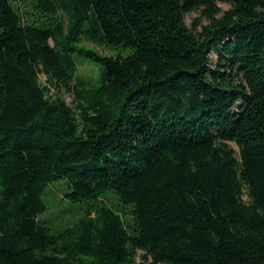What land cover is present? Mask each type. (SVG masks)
<instances>
[{"label": "trees", "instance_id": "trees-1", "mask_svg": "<svg viewBox=\"0 0 264 264\" xmlns=\"http://www.w3.org/2000/svg\"><path fill=\"white\" fill-rule=\"evenodd\" d=\"M0 186V264H264V0H0Z\"/></svg>", "mask_w": 264, "mask_h": 264}, {"label": "rangeland", "instance_id": "rangeland-1", "mask_svg": "<svg viewBox=\"0 0 264 264\" xmlns=\"http://www.w3.org/2000/svg\"><path fill=\"white\" fill-rule=\"evenodd\" d=\"M222 11L230 8V4L228 3H219ZM186 23L189 26L195 24L198 29L202 27V24H207L208 19L204 18L201 10H194L186 14L185 17ZM68 20L66 18V25ZM85 47L93 48L99 53L102 54H117L121 52V50H115L108 46L91 42L87 39H82L79 43ZM76 60L78 63L77 73L84 79L88 81L97 82L100 78V65L89 58L84 56L77 55ZM41 81L44 83L46 81V77L42 74ZM95 84V83H94ZM55 88H51L50 94H56ZM63 98L71 107H76V100L72 93L61 91ZM235 149L238 150L236 145H233ZM1 192V186H0ZM45 201L48 204V209L44 213L41 214L42 220L48 225L52 232H59L74 225L78 222L84 215L83 208L85 204H81L80 202H69L60 198V195L54 186H49L47 188V192L44 196ZM141 251L138 252L137 262L139 263ZM150 264V263H147Z\"/></svg>", "mask_w": 264, "mask_h": 264}]
</instances>
